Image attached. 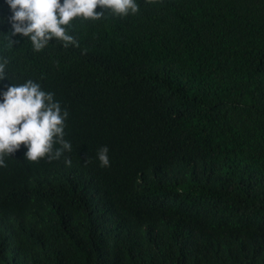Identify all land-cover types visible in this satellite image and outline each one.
<instances>
[{
  "label": "trees",
  "instance_id": "obj_1",
  "mask_svg": "<svg viewBox=\"0 0 264 264\" xmlns=\"http://www.w3.org/2000/svg\"><path fill=\"white\" fill-rule=\"evenodd\" d=\"M136 2L35 52L0 0V93L53 92L72 145L0 167V264H264V0Z\"/></svg>",
  "mask_w": 264,
  "mask_h": 264
},
{
  "label": "clouds",
  "instance_id": "obj_2",
  "mask_svg": "<svg viewBox=\"0 0 264 264\" xmlns=\"http://www.w3.org/2000/svg\"><path fill=\"white\" fill-rule=\"evenodd\" d=\"M154 2V0H150ZM12 16L11 36L28 38L35 52L44 50L54 39L63 47L77 46L69 28L76 18L100 20L106 11L120 18L139 12L136 0H6ZM99 7L101 11L97 12ZM11 46L17 41L5 35ZM9 60L0 56V81L7 79ZM69 113L54 99V93L42 89L29 79L23 84H11L0 93V167H7L6 158L14 155L24 145L25 158L30 162L47 159L49 162L63 157L66 166L71 160L64 155L72 151L65 139ZM109 149L97 150L101 167H109Z\"/></svg>",
  "mask_w": 264,
  "mask_h": 264
}]
</instances>
